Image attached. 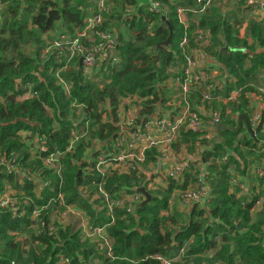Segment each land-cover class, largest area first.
Masks as SVG:
<instances>
[{"label": "trees", "instance_id": "16d2710c", "mask_svg": "<svg viewBox=\"0 0 264 264\" xmlns=\"http://www.w3.org/2000/svg\"><path fill=\"white\" fill-rule=\"evenodd\" d=\"M118 1L134 7L133 15L126 19L127 29L131 32L128 33L134 37L131 40L128 36V40H125V35L119 36L118 61L108 67L107 79L105 78L102 89L84 83L78 62H72L68 70L61 74L64 80L72 84L70 99L64 96L53 76V72L64 65L65 59L53 54L41 61L39 55L44 45L29 56L22 52L19 44H26L29 40L39 44L38 35L54 31L57 22L62 23L65 32L72 33L73 29L82 25V18L86 14L84 9L88 6L85 0H65V3L62 0H4L0 10H3L2 16L5 17L0 21V158L8 163H15L18 168L38 171L58 190V180L43 169L40 161H29L30 157L19 134L24 131L36 133L47 140L51 151L63 150L68 133L73 128L68 105L71 100L83 104L85 108L80 114L81 121L78 125L88 122V137L87 140L80 141L74 152L63 159L66 171L60 190L64 193L66 203L74 204L87 212L93 226H102L106 223V218L96 216L92 204L79 193L80 186H86L89 194L92 193L99 181L96 175L84 174L87 166L85 155L93 151L96 143L112 136L116 131L113 123L107 122L103 117L108 114L115 120L120 98L136 94L146 99L142 116L152 113L154 107L164 101V84L181 36L174 13L168 14L167 22H161L157 14H151L144 8L137 11L134 0ZM123 15L126 16L123 12L115 14L112 19L122 21ZM230 17L211 9L200 17L199 25L215 36L213 42L216 46H222L223 50L216 55L234 77L235 88L243 92L239 99L247 105V96L242 90L247 88L248 82L258 81V71H264V32L253 28L254 39L246 50L247 43L233 31ZM155 21L158 25L149 31V24ZM169 36L170 43L165 47L164 43ZM29 88L38 97L20 101L18 96L26 93ZM106 103L111 106L109 112L103 107ZM244 105L233 103L228 107L231 112L244 111L246 114ZM220 110L224 113L225 107L221 106ZM54 121L59 123V129L54 127ZM222 124L234 126L235 121H223ZM241 131L224 132L223 142L213 143V150L203 153L205 163L211 158H225L223 161L226 162L221 165L213 163L208 167L211 173L208 174L210 196L206 216L204 213L207 211L197 209V205H194L188 222L178 232L171 235L162 231L167 220L160 217V213L167 212L174 188V185H170L161 192L162 198L152 196L147 205L139 207L136 219L117 215V221L109 228L108 233L115 239L114 255L119 259H104V264H158L150 257L162 254L173 259L182 249L183 264H264V211L259 213V219L255 223H252L251 215L259 197L251 200L246 196L238 197L239 190L231 186V176L228 174L229 164L239 168L238 162L232 157H225L228 151L226 148L229 147L243 159L240 146L246 148L249 155L261 157L260 151L264 149V144L257 143L260 140L258 135L255 138L249 137L247 133L240 135ZM195 137L197 136L187 133L181 139L190 143ZM92 139L95 142L90 149ZM154 162L156 153L150 152L145 166ZM188 176L186 175V181L181 187L188 185ZM139 185L144 186L143 177L139 178L135 173H114L106 180L109 192H115L119 188L130 190ZM7 187L20 195L19 211L23 210L22 203L26 198L37 204L46 200L35 199L32 182L21 180L18 175L7 172L5 166L0 165V194ZM45 193L44 196L51 195L48 188ZM24 208L26 211L23 216H14L8 211L0 213V264H57L56 257L59 254L66 255L71 264H82L78 260L79 256L86 261L94 254L93 247H85L77 238L69 236V231L61 233L63 240L59 244L47 236L34 237V233L27 230L31 207L28 205ZM14 233L25 234L28 240L24 244L32 242L33 247L25 249L23 244L15 241L12 236ZM209 251L215 253L209 257H199Z\"/></svg>", "mask_w": 264, "mask_h": 264}, {"label": "built area", "instance_id": "2783aa9c", "mask_svg": "<svg viewBox=\"0 0 264 264\" xmlns=\"http://www.w3.org/2000/svg\"><path fill=\"white\" fill-rule=\"evenodd\" d=\"M2 1L4 0H0V10ZM85 2L88 6L84 9L86 14L82 18L81 27L73 29L72 33L65 30L58 33L39 55L41 61L53 54L57 58L65 59L64 65L57 68L53 76L67 99H70L72 84L64 80L61 74L67 71L74 61L78 62L84 83H90L98 89L104 87L108 67L118 61V38L120 35H128L126 19L127 16L133 15L134 11L133 6L123 5V13L126 16L123 15L122 21H116L112 19L117 14L114 13L115 6L109 0ZM134 2L137 11L144 8L151 14H157L161 22L162 18L163 22H167L168 14L174 13L181 29V36L168 69L169 77L164 84L166 91L162 97L164 101L155 106L152 113L142 116L143 103L146 99L136 94L120 98L115 120H106L103 117L107 122L113 123L116 131L112 136L96 143L89 157L85 159L87 166L84 174L96 175L99 181L90 194L86 186H80L78 190L85 200L88 199L92 204L96 216L102 215L106 218V223L102 226H93L87 212L74 204L66 203L64 193L60 190L66 171L63 159L72 154L77 144L88 135V122L78 125L81 118L75 119V116L81 114L85 108L77 100H71L68 105L69 115L73 113L69 116L73 128L68 133L63 150L51 151L47 140L36 133L24 131L19 134L30 157L29 161L39 160L43 169L58 180V190H55L51 182L44 179L38 171L30 172L8 165L4 158H0V165H4L7 172L18 175L21 180L32 182L35 199L41 201L46 199L41 204L30 198L23 201L24 207L28 205L31 207L27 230L34 233V237L47 236L58 244L63 240L61 233L65 231H69V236H74L81 244L93 242L94 254L86 261L78 257L82 264H92L95 258L101 260L100 264H104V259L111 261L119 259L114 255V241L108 230L116 223L118 214H122V218L132 216L136 219L137 209L145 200L140 189H146L145 186H148L151 179L155 189L163 188L159 191L174 185L172 189L174 195L171 192V197H178L184 203L183 207H192L208 200L210 187L208 177L206 179L204 173H200L193 183L181 187L186 181V174L192 171L194 163H201L204 166L207 164L202 159L203 153L197 149L186 162H182L179 160L180 156L174 152L176 141L181 139L183 134L190 133L208 142L207 151H212L216 137L214 130L223 118L230 115L228 105L238 103L241 89L235 88L234 77L219 61L216 54L221 50L208 51V48H212V35L209 30L200 28L199 19L213 8L230 7L239 14L254 15L264 21V0H134ZM194 17L199 19L196 20ZM116 22L118 26L114 25ZM156 25L157 21L151 22L148 26L149 31ZM257 91L264 97L263 87H258ZM37 97V93H31L30 88L18 96L20 101ZM121 106H124L123 111L120 110ZM221 106L225 107L224 113L220 110ZM248 118L253 130L252 137L264 134V99L259 101ZM54 127L59 129V123L54 121ZM262 141L264 142V139ZM150 152L156 153V162L151 164L152 171L145 173L144 167ZM192 161L194 163H191ZM254 171L255 177L264 178L263 158ZM114 173L118 175L135 173L139 178L142 176L144 186H135L130 190L119 188L115 192H109L106 180ZM191 184H194L193 187ZM231 184L238 188V197L251 195L252 188L243 177L232 178ZM46 188L51 191L50 196H44ZM171 201L168 204H171ZM19 206L20 203L13 198L8 188L0 194V213L8 211L14 216H23L26 210L23 207V210L19 211ZM204 207L205 205L202 206L203 209ZM253 211L254 209L251 214ZM165 212L161 213L160 217H167L168 212ZM172 228H168L166 232L174 235ZM12 236L16 242L23 245L24 241L28 240L23 233H14ZM180 252L183 253L184 249ZM56 258L57 264H71L64 254H59ZM150 258L158 264H183L182 260L171 259L162 254Z\"/></svg>", "mask_w": 264, "mask_h": 264}, {"label": "rangeland", "instance_id": "374dc122", "mask_svg": "<svg viewBox=\"0 0 264 264\" xmlns=\"http://www.w3.org/2000/svg\"><path fill=\"white\" fill-rule=\"evenodd\" d=\"M61 1V0H60ZM63 1V0H62ZM110 3H113V5L115 6V12L117 14H122L123 12V3L119 2L118 0H109ZM215 11H217L220 14H225L226 15H230L231 20L230 23L232 24V28L233 31H235V33L244 41H246L247 43V48H245L246 50H248V47L252 45L253 42V28H257V29H262V31L264 32V21H262L259 17L254 16V15H250L247 14V16L241 18L240 14L237 12H232L229 10V8L227 7H217L214 9ZM134 13V11H133ZM3 14V10L0 11V21L2 22L5 17L2 16ZM9 19H11L9 17ZM194 19L198 20V17H194ZM115 26H118V23L116 22L114 24ZM255 25H258L257 27H254ZM63 25L61 22H57L56 23V28L54 31L49 32L48 34L45 35H38V39H39V44H37L36 42H34L33 40H29L26 44H22L20 43V49L22 50V52L26 55H33V52H36V50L44 45V47H46L47 45H49L51 43V41L53 40V38L60 32L63 31ZM208 30V29H207ZM121 33V32H120ZM131 38V40L133 39V35L129 34ZM129 35L123 36V38L125 40H128L126 37H128ZM212 37L214 38L215 36L212 35ZM212 38V41H213ZM135 41L133 40V43ZM256 48L258 50H261V47L258 48V46L256 45ZM258 81H250L248 82V86L246 89H243L242 91H245L246 95H251L252 97V101H254L255 97L257 96L256 94V90L258 87H262L264 86V71H258V73L256 74ZM169 77V74H168ZM243 93V92H241ZM249 98V97H248ZM238 105L242 104L244 105V102L242 99H238ZM244 109H246V112L248 113V115L250 116L253 108L250 106V103L248 102L247 105H244ZM103 107L105 109H107V111L109 112L111 110V106L109 105V103L103 104ZM124 106H121L120 110L123 111ZM118 113V112H117ZM73 114V113H72ZM72 114H70L69 116H71ZM75 114V113H74ZM239 115H246L244 114V111L242 113H237V112H231L230 115L228 116V118L225 121L228 120H234L237 121V119L239 118ZM81 116L80 114L75 116V119H79ZM105 119L106 120H113V118H111L108 114L105 115ZM249 120V119H248ZM224 125V124H223ZM225 126V125H224ZM234 127V126H233ZM243 128L240 127L239 131L242 130ZM245 132L242 130L240 135L244 134ZM261 137L264 139V134H260ZM216 136V135H215ZM88 135L86 136V138L84 140H87ZM217 137V136H216ZM216 137H214V141L216 140ZM242 137V136H241ZM238 139V138H237ZM94 139L91 140L90 149L93 148V144H94ZM176 145H175V149L174 152L176 153V155L180 156L179 160L182 162H186L187 159L189 157H191L193 154H195L196 150L199 149L201 151V153H204L205 151L208 150V142L200 140L198 137H195V140L193 139V141H191L190 143H186L183 142V139H177L176 141ZM223 142V140H222ZM96 145V144H95ZM94 145V147H95ZM178 145V146H177ZM227 153L225 154V157H232L234 160H236L238 162V166L239 168H237V165H233V164H229L228 166V174L232 177V178H240L243 177L248 184L251 186L252 188V192L250 196L248 197V200H251L254 197H259V201L257 203V205L255 206L254 209V214L252 212V223L257 222V220L259 219V213H261L260 211H264V181L261 182V179H257L254 177L253 175V171L256 169L257 164L259 163L260 160L257 159L256 155L251 156L247 153V149L244 147H239V151L242 153L243 155V159L240 158V156L238 155V152H233L231 148L227 147L226 148ZM91 153H88L87 156L85 155V159H87L89 157ZM201 156V155H200ZM203 157V154H202ZM224 158H220V159H209L207 161V164L202 165L201 163H194L193 161L191 163H194V165L192 166V171H189L186 175L188 176V184L193 183L196 180V177L200 175V173H204L205 177L207 179L209 171H208V167L211 164H217V165H221V164H225V160L223 161ZM8 165H13L14 167H16L17 165L15 163L9 164ZM151 164L148 167H144V171L145 173H149L150 171H152L151 168ZM221 167V166H220ZM194 184H191V186L193 187ZM9 192H11V195L13 196L14 199L18 201V197L20 195H18L16 193V191H14L12 188L7 187ZM154 185L152 182V179L150 181H148V186H146L147 191L150 193L151 196H156L159 199L162 198V191H159L161 189H163L162 187H157V189H153ZM244 196V195H241ZM171 201V204H169L170 206L168 207V216H165V219L167 220L166 225H164V227H167L166 229H163V231L168 230V228L173 227V232L176 233L178 229H180L181 227H183L186 224V220L189 219L187 216H184L183 213H185V211H187L188 209H184L182 208L181 205H183L184 203L182 201H180V199L176 196H172L170 195V199L169 201ZM168 201V203H169ZM201 207H199V205H197V209H200ZM191 210V208H190ZM195 219V218H194ZM262 229H264V227H262ZM114 241V245H115V239H113ZM33 243H25L23 247H25V249L33 247L32 245ZM85 247H93L94 243L93 242H87L86 244H84ZM92 264H100V261H98L97 259H93Z\"/></svg>", "mask_w": 264, "mask_h": 264}, {"label": "crops", "instance_id": "0c3cea01", "mask_svg": "<svg viewBox=\"0 0 264 264\" xmlns=\"http://www.w3.org/2000/svg\"><path fill=\"white\" fill-rule=\"evenodd\" d=\"M214 9V8H213ZM229 10L230 11H232V12H236V11H234V9H231L230 7H229ZM222 16H225V14L223 13V14H221ZM245 16H247V14H245V15H243V14H241L240 13V17L241 18H243V17H245ZM231 24V23H230ZM233 27V26H232ZM129 33H131L130 31H129ZM129 33L127 32V34L129 35ZM130 36V35H129ZM213 38V37H212ZM222 46H216L215 45V43L212 41V48H208V51H216V49L218 50V49H220V50H223V48H221ZM213 51V52H214ZM263 88H264V86H262ZM256 90V94H257V96L255 97V99H254V101H252V97H251V95H246L247 96V100H248V102L250 103V106L254 109V107H256L257 105H258V103H259V101L261 100V99H264V97L260 94V92H258L257 91V89H255ZM249 97V98H248ZM246 113V115H244L245 117H247V119H249L248 117H249V115H248V113L247 112H245ZM240 116V115H239ZM238 116V117H239ZM227 118H223V120H222V122H221V124L223 123V121H225ZM238 120V119H237ZM236 124H237V121H235V125H234V127H236ZM226 126V125H225ZM226 127H228V126H226ZM233 127V126H232ZM241 127L243 128L242 130L245 132V133H247L248 134V132H247V129H246V127H245V125H244V123L242 122L241 123ZM225 132V131H224ZM224 132H222V135H223V133ZM227 132V131H226ZM216 135V134H215ZM249 135V134H248ZM250 136V135H249ZM258 137H259V139L260 140H258V144H260V143H263L264 144V142L262 141L263 140V138L261 137V135L260 134H258ZM222 139H223V137H222ZM260 154H261V157H257V159L258 160H261L262 158L264 159V149H261V151H260ZM213 159V158H212ZM260 164V161H259V163H258V165ZM255 174V171H253V175ZM255 177V176H254ZM241 178V177H240ZM240 178H237V179H240ZM255 178H257V177H255ZM231 179H232V177H231ZM257 179H260V178H257ZM262 179H264V178H262ZM261 179V180H262ZM264 181V180H263ZM262 181V182H263ZM231 186H232V184H231ZM233 187V186H232ZM172 193H173V190L171 191ZM172 195H174V193L172 194ZM258 203V202H257ZM206 204V205H205ZM205 205V207H204V209H206V211L208 212V206H209V199L208 200H206V201H201V204H199V207H201L202 208V206H204ZM257 205V204H256ZM255 205V206H256ZM168 206H169V204H168ZM182 206V205H181ZM182 208H184V209H188L187 211H185V213H183V215L184 216H190V213H191V211H192V208H193V206L192 207H189V206H186V207H183L182 206ZM190 208H191V210H190ZM254 209H255V207H254ZM207 212L205 213V215H207ZM255 212V211H254ZM254 212H253V214H254ZM260 212H262V211H260ZM161 213H164V212H161ZM160 213V214H161ZM165 213H167V212H165ZM252 215V214H251ZM167 216H168V213H167ZM252 217H253V215H252ZM186 222H188V219L186 220ZM167 227H165V229H166ZM167 231V230H166ZM184 253V252H183ZM183 253H181V252H179V254L177 255V257L176 258H173V259H179V260H182V255H183ZM214 253H212L211 251H209V252H207L206 254H203V255H200L199 257H209V256H211V255H213ZM96 259V258H95ZM98 261H100L101 262V260H99V259H97ZM183 261V260H182Z\"/></svg>", "mask_w": 264, "mask_h": 264}, {"label": "water", "instance_id": "95a60500", "mask_svg": "<svg viewBox=\"0 0 264 264\" xmlns=\"http://www.w3.org/2000/svg\"><path fill=\"white\" fill-rule=\"evenodd\" d=\"M63 2L65 3V0H63ZM162 20L164 21V18H162ZM170 40H171V36H169V38L165 41L164 43V46L167 47L170 43ZM244 123L246 129H247V132L248 134L252 137L253 136V130L251 129V126H250V123H249V120L247 119V117H245L244 115H240L238 120H237V124H236V127H232V126H224L223 124H218L214 130L215 134H216V140L213 142V143H221L222 142V132H226V131H229V132H232V133H236L239 131L240 127H241V123ZM81 172H79L78 175H80ZM141 193L144 195L145 197V200L139 205V207H142L144 205H147L152 196L150 195V193L148 191H146L145 188H142L140 189Z\"/></svg>", "mask_w": 264, "mask_h": 264}]
</instances>
